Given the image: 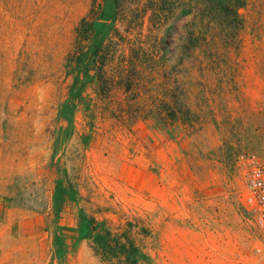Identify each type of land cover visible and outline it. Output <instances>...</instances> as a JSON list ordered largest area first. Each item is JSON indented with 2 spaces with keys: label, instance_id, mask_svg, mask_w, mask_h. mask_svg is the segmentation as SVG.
<instances>
[{
  "label": "rangeland",
  "instance_id": "obj_1",
  "mask_svg": "<svg viewBox=\"0 0 264 264\" xmlns=\"http://www.w3.org/2000/svg\"><path fill=\"white\" fill-rule=\"evenodd\" d=\"M230 1L0 0V198L20 209L0 264H123L81 212L137 264H253L237 156L264 157V0ZM56 179L76 191L58 216Z\"/></svg>",
  "mask_w": 264,
  "mask_h": 264
},
{
  "label": "trees",
  "instance_id": "obj_2",
  "mask_svg": "<svg viewBox=\"0 0 264 264\" xmlns=\"http://www.w3.org/2000/svg\"><path fill=\"white\" fill-rule=\"evenodd\" d=\"M211 7L216 11H230L233 9V2L230 0H211ZM233 12H236L233 9ZM80 29L84 33V35L91 34L93 32H97L102 29V24L96 22H89L85 18L80 22ZM93 54H96V50ZM101 55V56H100ZM98 58L103 60L105 58V54H100ZM95 58L92 60V66L96 65L97 72H100L102 69L103 61H97L98 64H95ZM85 67V74L87 73L88 66ZM100 77L102 74H99ZM78 76H75V80H77ZM169 114H174L172 108L168 109ZM76 191L69 185L68 187H63L62 182L59 179H56L54 192H53V204H52V212L55 216H58L62 210L64 203V194L65 193H75ZM93 223V224H92ZM103 222H95L94 218H85L83 212L80 214V237L82 238H91L92 242L95 244L94 249L97 254L100 255L103 259L117 258L123 264H137L140 259H149V256L142 252L141 249L135 245L132 238L126 233V231L120 232L118 234H112L109 228L100 227ZM92 224L91 228L90 225ZM62 229V226L57 225L56 227V241L55 245L58 246L59 254H62L64 251L63 246L64 243L61 239H59V230ZM100 229V230H96ZM95 231V232H93Z\"/></svg>",
  "mask_w": 264,
  "mask_h": 264
},
{
  "label": "built area",
  "instance_id": "obj_3",
  "mask_svg": "<svg viewBox=\"0 0 264 264\" xmlns=\"http://www.w3.org/2000/svg\"><path fill=\"white\" fill-rule=\"evenodd\" d=\"M237 164L243 168L245 177L239 199L260 233L252 246L253 264H264V157L241 153L237 156Z\"/></svg>",
  "mask_w": 264,
  "mask_h": 264
},
{
  "label": "crops",
  "instance_id": "obj_4",
  "mask_svg": "<svg viewBox=\"0 0 264 264\" xmlns=\"http://www.w3.org/2000/svg\"><path fill=\"white\" fill-rule=\"evenodd\" d=\"M7 202L8 201L6 200V198H4V197L0 198V220H5L6 219V220H10L11 221V216H16V215H13V214H17L18 212H20V209H18V208L15 209V208L9 207V204ZM25 216L26 215L22 216V218L25 219ZM29 216H30V214H29ZM6 230L9 231V229H6ZM1 235L2 236H1L0 253H5V252L9 253L10 252V245H8V244L5 245L4 239H3V237H5V236H4V234H1Z\"/></svg>",
  "mask_w": 264,
  "mask_h": 264
}]
</instances>
